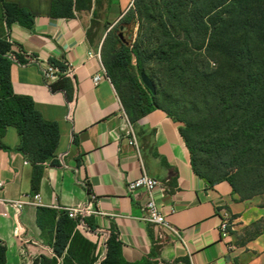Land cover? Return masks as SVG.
<instances>
[{"label": "crops", "instance_id": "obj_1", "mask_svg": "<svg viewBox=\"0 0 264 264\" xmlns=\"http://www.w3.org/2000/svg\"><path fill=\"white\" fill-rule=\"evenodd\" d=\"M2 1L28 10L34 16L33 28L17 23L9 27ZM2 1L0 38L11 44L13 55L25 62L55 60L74 68L70 78L73 99L68 100L64 91H52L49 86L59 77L47 83L37 65L12 62L14 92L31 97L46 120L57 122L61 139L55 157L43 164L38 191L41 206L27 205L17 212L0 204V243L6 248V264H33L40 256L54 257L52 235L37 225V208H78L86 202L89 189L96 200L88 218L96 232H87L85 223V227L79 223L77 229L99 243L102 232L115 234L128 262L137 263L155 253L157 264L185 257L190 264H264V233L245 236L262 213L251 200H241L228 181L210 184L194 171L181 124L160 109L132 124L111 79L94 82V76L105 69L102 59L90 56L101 55L88 33L95 0L90 10L76 12L74 18L53 16L51 0ZM133 1L111 2L122 16ZM130 125L136 145L125 134ZM19 143L14 127L0 139V198L17 200L32 195V167L16 151ZM143 173L168 181L165 192L156 193V200L180 238L142 220L148 196L144 191L130 193L127 185ZM225 213L232 223L228 239L219 230Z\"/></svg>", "mask_w": 264, "mask_h": 264}, {"label": "trees", "instance_id": "obj_2", "mask_svg": "<svg viewBox=\"0 0 264 264\" xmlns=\"http://www.w3.org/2000/svg\"><path fill=\"white\" fill-rule=\"evenodd\" d=\"M51 1L52 15L63 18H74L76 12L93 5V0ZM102 2L95 0L96 7ZM2 8L9 27L17 23L33 28L34 16L28 10L5 1ZM136 27L145 29L156 42L162 61L156 80L177 94L176 106L188 110L185 116L160 103L158 94L143 84L141 72L155 84L146 72L148 56L141 44L120 37L121 28L132 36ZM117 29L118 35L114 29L108 34L101 59L130 122L136 124L151 111L163 110L181 124L180 133L199 176L210 184L228 181L243 201L264 194V0H134ZM7 53L11 44L0 38V139L9 127L17 130L16 151L32 167L33 195L39 191L43 164L55 157L61 130L57 122L43 117L31 97L14 92ZM49 63L65 69L55 60ZM49 86L73 99L69 77L60 75ZM198 114L205 115L206 126L194 120ZM202 129L214 135L206 148L192 137ZM226 165L234 171L227 172ZM36 221L52 235L55 256H40L33 264H157L155 253L140 262H128L122 243L111 233L99 262L98 241H90L77 229L83 221L96 232L88 217L73 219L65 210L38 207ZM0 264H6L2 243ZM168 264H190V260L185 257Z\"/></svg>", "mask_w": 264, "mask_h": 264}, {"label": "built area", "instance_id": "obj_3", "mask_svg": "<svg viewBox=\"0 0 264 264\" xmlns=\"http://www.w3.org/2000/svg\"><path fill=\"white\" fill-rule=\"evenodd\" d=\"M7 58L11 62H16L22 65H26L28 63H32L37 65L39 68L42 76L44 77L47 83H51L54 79L58 78L60 75H65L69 78L74 76V68L73 65L70 63H65V69L61 71L57 67L51 65L50 63H43L38 61L37 59H31L27 62H19L17 57L12 53L6 54ZM91 57H97L99 60L101 59L100 52L93 55L90 53ZM108 78L106 70L103 69V73L97 74L94 76L93 80L97 84L101 80ZM126 137L129 138L131 145H136L135 137H134V129L133 126L130 125L129 128L125 131ZM131 138V139H130ZM168 181H162L156 178L149 176L146 173H143L140 177L129 181L127 188L130 193L135 194L138 191H144L147 196L148 200L142 207V220L154 224L161 228L162 230L167 231L168 233L172 234L175 237L180 238L179 231L169 224L167 221L166 215L163 213L161 206L158 204L156 200V193L157 192H165L166 184ZM3 187V182L0 181V189ZM96 200L95 196L92 193H89V196L86 202L78 208H67L65 211L68 212L69 216L73 219L78 218H86L88 217L93 211L90 209V205ZM0 204L8 207H13L17 212H21L25 206H41V196L39 193H35L30 195L24 199H17V200H8L4 198H0ZM176 209H171V213H175ZM80 227H85L84 222L81 221L79 224ZM219 230L221 232V236L223 239H228L230 237V233L232 230V223L231 218L228 213L223 215L221 219ZM89 233H92L90 229H88ZM109 232L104 231L102 232V239L100 240L99 244V262L102 258H104L106 254V240L109 237ZM232 249V246H231ZM52 252V249H49ZM99 264V263H98Z\"/></svg>", "mask_w": 264, "mask_h": 264}, {"label": "rangeland", "instance_id": "obj_4", "mask_svg": "<svg viewBox=\"0 0 264 264\" xmlns=\"http://www.w3.org/2000/svg\"><path fill=\"white\" fill-rule=\"evenodd\" d=\"M111 1L110 3L102 4V6L98 8L96 7V11L90 22L88 33L90 40L93 43L94 49L102 50L103 44L111 30L114 29L115 33L117 35L119 34V30L117 28L120 25L121 11H119L116 4L112 3ZM123 38H125L127 41H130L132 44L137 42L144 48L148 56L146 72L154 80L155 93L158 94L159 102L165 104L167 108L176 111L180 116H185L188 110L181 109V105L178 108L176 106V102L178 101V98H176L177 94L175 92L168 91L164 87H161L156 80V72L157 70L159 71L162 61L159 59L158 46L150 33L145 29L136 27L132 36L130 35L129 30H125L123 33ZM165 100L168 102H165ZM178 102H180V100ZM194 120L200 121L202 125L205 123L206 117L205 115L198 114ZM206 125L207 124L205 123V126ZM210 132L211 131H206V129L198 130L193 133L195 134L192 136L193 140L196 142V144L206 148L208 147V144L211 145V141L214 138V135H212V132ZM225 167L227 172L234 171L231 166L226 165ZM251 202L255 205L256 209L262 213V216L247 228L245 232L246 237H253L255 235L264 233V194L253 197Z\"/></svg>", "mask_w": 264, "mask_h": 264}, {"label": "water", "instance_id": "obj_5", "mask_svg": "<svg viewBox=\"0 0 264 264\" xmlns=\"http://www.w3.org/2000/svg\"><path fill=\"white\" fill-rule=\"evenodd\" d=\"M124 15V14H123ZM122 37V35L120 36ZM141 80L143 84L153 93L155 94V86L152 82V80L144 73L141 72Z\"/></svg>", "mask_w": 264, "mask_h": 264}, {"label": "flooded vegetation", "instance_id": "obj_6", "mask_svg": "<svg viewBox=\"0 0 264 264\" xmlns=\"http://www.w3.org/2000/svg\"><path fill=\"white\" fill-rule=\"evenodd\" d=\"M120 30H121V31H120V36L122 35V38H123L124 29L121 28ZM123 39H125V38H123Z\"/></svg>", "mask_w": 264, "mask_h": 264}]
</instances>
